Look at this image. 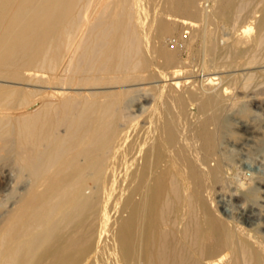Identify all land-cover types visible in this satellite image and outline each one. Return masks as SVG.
I'll return each instance as SVG.
<instances>
[{
	"label": "bare ground",
	"instance_id": "6f19581e",
	"mask_svg": "<svg viewBox=\"0 0 264 264\" xmlns=\"http://www.w3.org/2000/svg\"><path fill=\"white\" fill-rule=\"evenodd\" d=\"M143 1L0 0V264H264V211L247 194H264V179L241 171L227 187L217 151L229 89L179 93L181 50L163 41L191 27L204 73L222 53L218 27L197 21L229 26L241 31L231 64L253 66L264 0H162L159 42ZM146 81L154 94L134 88ZM225 195L244 221L220 211Z\"/></svg>",
	"mask_w": 264,
	"mask_h": 264
},
{
	"label": "rangeland",
	"instance_id": "374dc122",
	"mask_svg": "<svg viewBox=\"0 0 264 264\" xmlns=\"http://www.w3.org/2000/svg\"><path fill=\"white\" fill-rule=\"evenodd\" d=\"M256 1L257 0H253V4L256 3ZM150 2L148 0L143 1L144 8L146 7L148 9L147 10L145 8V10H144L145 13H143V17L146 18V19H144V21L147 22L145 24V27H146L145 29L147 30L151 39H154V34H155V24L154 23H156L155 21L158 19V15H159V18L161 17L160 15H161V10H162L163 6H162V0H156L157 4L155 3V0L150 1ZM158 4H159V6H158ZM203 4H204V1H202L201 6ZM206 5H208V4L206 3ZM156 9L158 11L155 13ZM159 9H160V12H159ZM154 16H155V18H154ZM245 17H246L245 15L240 17L241 19H239V23L237 24L238 27H240L241 25H243L245 23V20H244ZM151 22L152 23L154 22V23L152 24ZM197 22H198V24L200 23V25H202V28H205V25L206 26L208 25L207 26L208 30H210L214 34H215L217 27H218V30L216 32L217 34H215V35H218V36H216L218 39V40L216 39V41L218 43L217 45L219 47V50L221 51L222 54L219 56V59L213 63V65L209 64V70L208 71H205L204 73L201 72V68H202L204 58H203V56L199 55L197 52L198 41L196 42V39H193V37H194L193 29H191V27L190 28L187 26L185 27L184 25H181V23H174L172 25L174 28L173 33L169 34L166 37V39L163 41L165 44L167 43L166 47L168 49H170V50L171 49L172 50L180 49L181 50L179 58H181L180 59L181 65L183 64L182 69H184L183 70L184 74H183V77L181 78V81L183 82V84L180 88H176V89L178 90L179 93L180 92L181 93L186 92L185 90L187 89L188 90L187 92H194L195 91L194 93H198V94L200 91H201L200 93H202L203 85L208 89L210 88L207 91V93H216V92H219L221 89H222L221 91H223L224 88L229 89V93L226 96V98L228 100L224 106V109L221 112L223 122H222V127L220 129L219 136H218L219 139L217 142V143H219V146L217 144V151H218V154H219V156L223 162L224 168H225L224 172H225V176L227 179L226 180V186L228 185L227 187H229L231 189L236 187L238 180H241V178L244 174V173H241V171L242 172L247 171L248 173H253L257 176L258 179H264V106H263L264 105V47L258 53V56L260 57L259 62L254 64L253 66L243 65V63H241V64L239 63L238 65H236V64L232 65L231 60L233 57V53H232L233 49H231V45H232L233 41H235L236 39H238L240 37L241 31L235 32L232 27L223 26L222 29L225 31L224 32L220 28L222 26H217L216 24L214 25L213 23L204 24L201 21H197ZM212 24H213V26H212ZM213 29H215V30H213ZM222 31L224 33H222ZM254 31H256V30H254ZM226 38H227V40L225 41ZM192 39L194 41H192ZM155 41L159 42V40H155ZM185 43L187 45L188 44H190V45L186 47ZM245 47L246 46L244 45L243 48H245ZM226 59L227 60L229 59V60L227 61ZM201 62H202V64H201ZM154 63H156V65L160 66L162 64V60L155 59ZM153 70L154 71L157 70L156 66H154ZM236 70H237V72H236ZM167 71L171 72L172 69H168ZM203 74H205L204 78H206L209 75L215 76L216 78L218 77V80L216 81L218 83V85L217 86H211V85H207L206 82L203 83V79H204ZM245 78L246 79L250 78L251 83H250V81L247 82L249 79L246 80ZM164 82H165V84H167V82L171 83V81L170 82L164 81ZM187 82H189V84ZM193 83H194V85H193ZM248 83L252 87L251 86L249 87ZM2 84H7V83H2ZM144 84L145 85L142 84L140 86L134 87V88H141L140 95H142V94L145 95L146 93H150V94L155 93L156 89L153 87V85H155L156 83H150L149 81H146ZM159 84L163 85L164 83L160 82ZM243 84H245V85H243ZM9 85L33 89L32 86L23 85V84H17V85L16 84H9ZM261 85H263V86H261ZM238 86H239V89H238ZM253 87H255V90L257 92L254 91ZM245 88H248V91L245 90ZM145 89H147L148 92H146ZM168 89L169 90L171 89L170 86H167L166 90H168ZM235 92H236V94H235ZM253 94H255V95H253ZM200 96H202V95H200ZM254 96H256V97H254ZM235 98H237V99H235ZM252 98L255 100H253ZM240 99L243 102H240V105H239L238 101H240ZM249 99H251V100L249 101ZM234 102H237V103H234ZM231 103H233V104H231ZM235 104H237V105H235ZM256 104L257 105L260 104V105H258L259 107ZM133 105H136V102H134ZM198 108H199V101L198 100L190 101L189 106H188V112L190 113L189 123L192 125H197V123L201 119H203V115L198 112ZM191 112L193 113V115H191ZM194 113H195V115H194ZM239 113H240V115H239ZM191 116L194 118V120H195V118H197L198 120L197 121L192 120L193 118H191ZM244 124L246 127H253L254 128V130H255V133L253 135L254 138H251L250 135H247L244 133V129L246 128V127H244ZM3 164L4 165L7 164L8 167L13 166V168H15L13 158L10 156L6 160H4V162L1 163V165H3ZM214 164H215V162H212V165H214ZM225 164H226V166H225ZM252 168H253V170H252ZM250 171H252V172H250ZM239 173H241V175H239ZM238 175H239V177H238ZM229 179H231V180H229ZM230 185H232V187ZM258 193L255 194L252 191L247 192L248 197L251 198L256 203H259L258 205L262 208V211H264L263 210L264 209V194L262 192H260V195H259ZM224 197H225V201H224ZM224 197L223 198L221 197L220 199L217 200V201L223 200V202H226L225 205L222 202V205H224V206H222L219 203V205L222 206L220 208V211L224 210V211H222L223 213L228 211L227 214H229L230 211H233V214L237 217L238 221L239 220L241 222L244 221V218H242V216L240 217L239 215H236V213H235V212H237L235 210L237 207L236 206L237 204H233L235 202L231 201V199H229L230 198L229 196L225 195ZM255 198L258 201L254 200ZM3 199H5L4 196L0 197V201ZM225 209H228V210L226 211ZM227 214L225 216H227ZM111 216H112V222L114 223V221L120 217V214L118 212H116L115 210H113L111 213ZM261 217H262V219L256 220V222H255L256 224H255L254 228L257 230L261 229L260 230L261 233L264 234V231H263L264 228L259 226V225H261L260 223H262L264 220V212H262Z\"/></svg>",
	"mask_w": 264,
	"mask_h": 264
}]
</instances>
